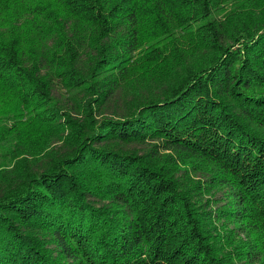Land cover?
Masks as SVG:
<instances>
[{"label":"trees","instance_id":"16d2710c","mask_svg":"<svg viewBox=\"0 0 264 264\" xmlns=\"http://www.w3.org/2000/svg\"><path fill=\"white\" fill-rule=\"evenodd\" d=\"M0 264H264V0H0Z\"/></svg>","mask_w":264,"mask_h":264}]
</instances>
